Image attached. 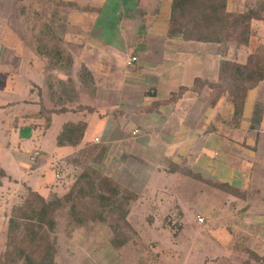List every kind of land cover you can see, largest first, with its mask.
<instances>
[{"label": "crops", "instance_id": "0c3cea01", "mask_svg": "<svg viewBox=\"0 0 264 264\" xmlns=\"http://www.w3.org/2000/svg\"><path fill=\"white\" fill-rule=\"evenodd\" d=\"M257 2L229 0V8L244 11ZM171 4L172 0H0V95L23 85L28 91L6 105L0 99V127L8 137L6 122H18L24 114L17 116L14 107L35 105L22 117L38 120L31 127L30 138L34 142L39 139L29 153L24 156L22 152L14 159L25 170L20 172V176L26 175L25 180L11 173L8 166L1 167L0 177L16 184L20 178L19 189L28 187L44 195L52 188L64 190L55 181L63 177L55 167L97 144L103 150L104 171L138 193V202L151 209L144 217L150 222L164 223L170 215L174 217L173 206L183 209L175 213L179 216L176 221H187L191 214L184 210L185 195L196 189L199 195L209 187L226 194V209L234 213L231 219L243 214L241 220L227 225L230 239L244 245L238 247L244 256L235 252L232 261L264 264V80L248 90L239 120L234 121L230 95L218 96L222 60L246 64L261 41L254 44L252 36L248 45L230 42L224 52L222 43L172 33ZM68 19L86 25V37L75 46L71 43L75 39L66 34L72 27L63 26V20ZM255 24L264 35V21L255 20ZM6 42L19 50L15 52ZM58 48L71 56L70 75L57 67L62 64L60 56L51 51ZM134 56L137 60L129 63ZM12 61L20 65L15 68ZM36 65L40 68L35 69ZM84 66L88 71L82 73ZM83 74L89 82L86 86L81 82ZM69 76L77 94L62 99L57 93L58 81ZM7 80L13 90L7 88ZM37 87L41 93L36 96ZM48 96L59 103L53 106ZM11 108L13 118L7 120ZM70 111L74 117L62 123L61 131L67 123L84 122L82 141L77 146H60L61 151L49 148L42 138L54 115ZM34 130L39 131L35 132L38 137H33ZM61 131L56 135L57 144ZM3 145L8 152L10 143ZM49 168L54 179L53 174L48 175ZM3 185L0 182V187ZM6 207L0 215L5 224ZM129 220L134 226L143 220L136 205ZM85 235L87 242L94 241L95 231L84 229L77 230L73 239L81 242ZM100 246L90 243L85 250L104 254L109 248L106 243ZM90 262L87 264H93Z\"/></svg>", "mask_w": 264, "mask_h": 264}, {"label": "trees", "instance_id": "16d2710c", "mask_svg": "<svg viewBox=\"0 0 264 264\" xmlns=\"http://www.w3.org/2000/svg\"><path fill=\"white\" fill-rule=\"evenodd\" d=\"M257 1L255 7L249 6L244 11L230 10L229 0H172L171 4L172 33H182L187 39L219 42L223 44V51L226 52L230 42L248 45L252 36L259 35L261 42L248 63L225 58L222 60L223 77L218 85V96L230 95L235 106L234 121L239 120L243 114L248 90L264 80V35H260L255 24V20L264 21V5L262 1ZM54 51L60 56L62 63L57 67L70 75L71 56L60 48L52 50L51 53ZM87 71L84 66L82 73ZM85 75L81 76L84 86L89 84ZM58 83L59 97H75L74 94L77 93L70 76L67 79H59ZM50 84L53 88L52 83ZM85 131L84 122L67 123L58 136V144L77 146ZM96 157L89 166L76 174L72 184L62 186L64 190L52 188L44 195L29 189V195L25 196L21 203L11 206L6 223V241L9 249L2 255L4 259L1 264H59L56 232L60 224L55 215L71 201L73 203L69 219L63 228L69 240L74 238L75 231L84 229L82 227L90 222L92 225L101 224L112 218L125 228L111 224L112 233L109 234L108 242L119 251L130 247L136 248V251L140 250V244L136 243L141 241V234L129 220L139 195L104 171L101 164L102 149ZM88 203H91L94 209Z\"/></svg>", "mask_w": 264, "mask_h": 264}, {"label": "rangeland", "instance_id": "374dc122", "mask_svg": "<svg viewBox=\"0 0 264 264\" xmlns=\"http://www.w3.org/2000/svg\"><path fill=\"white\" fill-rule=\"evenodd\" d=\"M83 25L84 24H82L81 20H63V26L65 27V29L70 26L72 27L70 32H66L67 35L75 39V41H71L72 46L80 43L82 39L86 37V25ZM144 31H146V29H144ZM8 34L10 33L8 32ZM258 38H260L259 35L253 37L254 44L255 42H257ZM5 44L9 45L10 48H15V52L19 50V46L17 45L12 46L7 42ZM12 63L13 67L15 68L20 65V63L15 61H12ZM34 67L35 69L40 68L38 65ZM15 82L17 83L16 80ZM46 83L48 84L47 80ZM7 84V88L9 90H13L12 82H9V80H7ZM14 89L15 91H8L6 95H0L1 101H5L4 105H6L10 101L16 100L28 94V91L24 87V85L19 90L17 88ZM34 93L36 96L40 95L41 92L38 87ZM47 99L49 103L51 100V104H53V106H55L56 103H59L55 102V100H52L51 98L49 99V96L47 97ZM33 108H36L35 105H32L30 107L26 106V108H24L23 106H17V108L14 107V109L11 108L8 111L7 117H9V119L7 118V120L13 118V115L11 116V114H13L12 111L14 110L17 111L18 114H30L32 110H34ZM20 114L17 116H20ZM23 115L18 118V122H14V120L6 122L4 128L9 131L8 137L4 135L5 132L2 131V127H0V171H2V166L5 169L7 168L6 166H8L11 173L17 174L19 176L21 174L20 172L22 171V173H24L25 170L18 167L15 164L14 159L18 158V155L22 152L24 156L29 153L30 150L35 145H37V141L39 140L36 139V142H34L33 139L30 138L33 133L31 131V127L34 128V122H38V120L32 119L31 117H22ZM73 117L74 115L71 111L59 115H54L53 124L48 130L47 135L41 136H44V139L42 138V141H45L49 148L51 147V149L61 151L62 147H60V145L56 143V135L61 131L62 123ZM10 123L13 127L10 126ZM14 123H16V125H14ZM22 125H24L25 130L21 129ZM35 132L39 131L34 130L33 137H38V133ZM7 142L10 143V149L8 150V152L6 149H4L5 146L3 145L7 144ZM100 150L101 149H99L98 145L96 144L82 149L76 156L70 155L66 159H64L67 161L65 165L61 164L62 166L58 165L57 167H55V169H59V172L63 175L61 179L55 180L57 185L60 186L61 183L62 185H66L68 183L69 185L72 184V182L75 180L76 174L89 166V164H91L92 161L97 158L96 156L98 152H100ZM2 161H4V163ZM2 174L3 173L1 172V175ZM48 175L50 177L52 175V179H54V172L52 168L48 169ZM25 176L26 175L24 174L20 177L25 180ZM0 182H3L5 184L0 187V190H2L0 191L1 215L6 206V209L10 212L11 206L21 203L23 201V198L29 195V192L28 187L25 189L22 186L20 187V189L19 187H17L18 183L21 182L20 178H17L16 184L15 181L7 180L4 178V176H1ZM213 188L214 187H209V190H207L208 192H203L201 195H199L197 189L190 194L185 195L187 197V200L184 203L187 206L184 208V210H186V212L188 211L191 214L190 217H188L187 221L182 218L181 220L176 221V219L178 220L179 216H177L175 213L183 211V209H175V206H173L174 209L172 212H174V217L170 215V219H167L164 223H154V221L150 222L147 218L144 217L149 216L151 209L147 206V204L145 205L142 202L139 203L138 201L140 199H137L138 201L135 203V205L137 206L138 210H140L141 218H143L139 225H135V228L139 230L143 235L141 236L142 238H140L141 241L138 240L139 242L136 243L137 245H141L140 250L137 251H134L136 250V248L134 247L119 251L108 242L107 239L109 237V234L112 233V229L110 227L111 224H117L118 227L125 228L124 225L121 226L120 223H118L117 221L115 222V220L112 218L107 219L105 223H95L94 225H92L90 222L87 226L82 227L87 232L95 231V237L92 238L94 239V241L90 240L87 242L85 239V237L87 238L86 235L82 237V239H80L81 242H79V240L77 241L76 237L73 240H69L68 237H66L63 228L66 227V222L69 219V212L71 210L70 207L73 203V201H71L67 203L64 208L57 211L55 215L60 224L56 232L58 238L57 247L59 249V264H87L91 263L90 261H93V264H107L110 262V264H148L150 262H154V264H234L235 262L232 260L235 252L237 253L236 256H244V254L240 253V251L238 250L239 246L243 247L244 245L238 240L232 241V239H230L229 233L231 232V228L228 229L227 225H230V223H236L241 220V218H243V214L235 213V218L231 219L230 216L234 213L230 209H226L227 195L221 194L219 190L218 192H216ZM16 189H18L19 191ZM9 190L13 191L8 193L5 192ZM14 190H16V192H14ZM46 192H48V190H46L44 193ZM88 205L94 209L91 203H88ZM167 211L168 209H165V212ZM201 211H203L209 218L204 214H201ZM89 216H91V214L88 215V217ZM201 216L205 218L203 222H200L198 220ZM172 234H178V236L172 237ZM6 237V224L4 219L0 217V264L2 259H4L2 255L5 253V250L9 249L7 247ZM152 242H154V246H152L154 249L151 248V244H153ZM80 243H82V245L85 244V247H80ZM90 243L91 246L93 245L94 247L98 248L101 247V244L106 243L109 248L106 251L104 250V254H101V252L98 253L97 250L94 252V254H92V251H90L89 249L88 251L85 250L86 247L90 245ZM150 248L152 250H150ZM80 249L82 250L81 252ZM218 256L226 257L219 258ZM138 257L139 262L137 263ZM216 258L219 259L216 261Z\"/></svg>", "mask_w": 264, "mask_h": 264}, {"label": "built area", "instance_id": "2783aa9c", "mask_svg": "<svg viewBox=\"0 0 264 264\" xmlns=\"http://www.w3.org/2000/svg\"><path fill=\"white\" fill-rule=\"evenodd\" d=\"M136 60H137V57L134 56V57L131 58V61H130L129 63H132V62H134V61H136ZM134 133L136 134V133H137V130H136V132L134 131ZM37 153H38V152H37ZM57 177H60V174H59V173H57ZM204 219H205V218L201 216V217H199L198 220H199L200 222H203Z\"/></svg>", "mask_w": 264, "mask_h": 264}]
</instances>
